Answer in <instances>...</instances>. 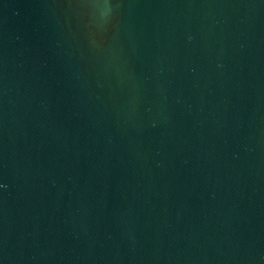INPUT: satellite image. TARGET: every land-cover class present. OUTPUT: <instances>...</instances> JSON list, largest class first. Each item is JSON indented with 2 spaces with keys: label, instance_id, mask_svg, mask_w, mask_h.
I'll return each mask as SVG.
<instances>
[{
  "label": "water",
  "instance_id": "obj_1",
  "mask_svg": "<svg viewBox=\"0 0 264 264\" xmlns=\"http://www.w3.org/2000/svg\"><path fill=\"white\" fill-rule=\"evenodd\" d=\"M0 264H264V0H0Z\"/></svg>",
  "mask_w": 264,
  "mask_h": 264
}]
</instances>
